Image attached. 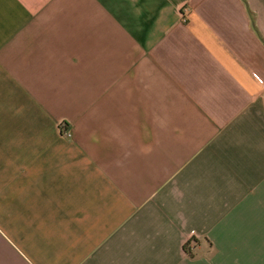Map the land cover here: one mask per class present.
Returning <instances> with one entry per match:
<instances>
[{
    "label": "crops",
    "instance_id": "crops-1",
    "mask_svg": "<svg viewBox=\"0 0 264 264\" xmlns=\"http://www.w3.org/2000/svg\"><path fill=\"white\" fill-rule=\"evenodd\" d=\"M0 264H264V0H0Z\"/></svg>",
    "mask_w": 264,
    "mask_h": 264
},
{
    "label": "built area",
    "instance_id": "built-area-1",
    "mask_svg": "<svg viewBox=\"0 0 264 264\" xmlns=\"http://www.w3.org/2000/svg\"><path fill=\"white\" fill-rule=\"evenodd\" d=\"M66 127H67V124H66V123H62V124H60V126H59V128H60L61 130L65 129Z\"/></svg>",
    "mask_w": 264,
    "mask_h": 264
}]
</instances>
